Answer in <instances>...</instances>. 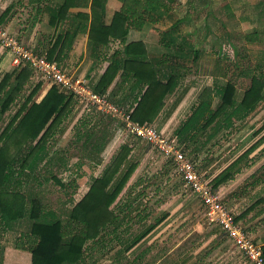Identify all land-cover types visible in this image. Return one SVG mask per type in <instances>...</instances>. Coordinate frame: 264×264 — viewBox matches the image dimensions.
I'll return each mask as SVG.
<instances>
[{"label": "trees", "instance_id": "trees-1", "mask_svg": "<svg viewBox=\"0 0 264 264\" xmlns=\"http://www.w3.org/2000/svg\"><path fill=\"white\" fill-rule=\"evenodd\" d=\"M79 1L81 0H66L55 9L53 23L67 19L71 8L76 7ZM87 1L83 0V3ZM107 1L91 0V11L81 14L83 28L87 23L90 24L89 40L94 44L95 50L108 46L112 40L117 39L124 45L122 51L113 55H103L99 51V57L102 56L105 61V68L94 91L105 94L112 89L113 92H118L130 77H134L135 90L139 89V93L136 105L130 108H133L131 116L141 124H154L166 111L168 97L176 95L183 80L188 77L191 69L186 70V61L198 62L203 50L192 43L191 33L183 36L179 33L178 26L186 19H178L169 30L160 33L161 44L168 52L161 61L165 70H158L152 62L147 61L148 52L142 39V31L147 23L155 25L165 20L180 4V0H120L123 6L115 14L111 24H107L105 18ZM212 1L199 0L200 4L196 5L197 1L193 0L188 5L198 10L210 6ZM10 10L9 7L0 16V23L8 17ZM192 17L189 14L187 19ZM263 34L262 29L243 33L240 40L262 43ZM46 37L42 34L39 36V43L45 44V49L41 51L36 48L35 51L45 53L49 60L60 63L65 59L66 50L71 48L75 35L67 31L60 32L49 40ZM261 69V72L249 70L244 73L250 77L251 82L241 99L238 98L237 81L232 79L225 84L215 82L213 86L205 87L198 103L174 132L180 144L190 146L193 143V152L198 154L204 145L221 132L231 133L236 121H244L255 112L264 100V67ZM33 76L34 71L30 66L16 67L3 76L0 75V115H5L13 106H18L0 132V232L8 233L17 229L19 222L28 221L30 229L19 231L16 238L14 251L17 256L22 257L28 253L30 264H84L86 255L100 240L117 230L135 211H144L143 204L147 208L150 203L148 200L151 199H145L148 195L140 189L146 188L142 177L129 186L139 166L137 161L130 159L132 148L129 143L122 145L101 172L92 177L87 193L68 210L65 219L52 208H46L40 191L31 195L28 193L34 169L46 157L47 143L53 136L62 133L64 124L69 121L76 107L73 95L61 92L55 85L41 102H37L36 97L44 81L33 84ZM29 89V93L25 94ZM216 96L220 98V102L214 107ZM90 113H84L76 122L73 140L83 142L87 156L96 158L99 164L101 159L98 156L106 143L98 146L96 140L99 135L95 130L97 120H92L94 116ZM105 116L102 118L108 121L109 118ZM101 123L103 125V121ZM113 124L112 122L111 126ZM204 136L206 139L202 143L200 141ZM263 140L264 137L255 142L218 174L212 181L213 187L218 188L233 180L242 169L240 164L244 157L249 156ZM94 152L98 153L97 156L93 155ZM194 162L198 168V164ZM54 179L62 187H66L57 176ZM141 215H135L139 216V222L143 225L127 248L128 252L149 238L166 221L169 213L150 223H146L150 216L148 213ZM241 219L242 216L237 217L238 221ZM0 264H11L5 262L4 251L0 256Z\"/></svg>", "mask_w": 264, "mask_h": 264}, {"label": "rangeland", "instance_id": "rangeland-1", "mask_svg": "<svg viewBox=\"0 0 264 264\" xmlns=\"http://www.w3.org/2000/svg\"><path fill=\"white\" fill-rule=\"evenodd\" d=\"M196 1V5H199V0ZM193 9L195 11L190 10L187 3L182 11L177 12L178 17L172 18L173 21L186 19L178 26L179 33L182 36L191 33L192 43L201 47L203 52L198 62L186 61V70L191 69L188 71V77L183 80L176 95L167 101V108L172 107L185 89L193 86L187 102L190 104L189 108H185L184 113L181 111L179 117L169 123L163 119L164 115H161L153 124L167 135L173 132L180 119L192 111L191 105L195 103L196 92L202 86L214 81L225 84L232 79L237 81L238 98L241 99L251 82L250 77L244 73L249 70L261 72V67H264V42L246 43L240 40L243 33L260 29L264 32V0H213L210 6L204 9ZM189 14L193 15L191 19H187ZM179 41L182 42L181 39ZM63 66L70 74L78 76L75 66ZM38 80H33V84ZM29 91L30 89L25 91V94ZM214 101V107H217L220 98L216 96ZM16 108L17 105L7 114L0 115V132ZM75 108L76 111L73 110L69 121L64 124L62 133L59 132L47 143L46 157L34 169L35 174L27 188L30 195L40 191L46 208H52L63 219L67 217V212L74 203L87 193L92 177L98 175L112 155L125 144L121 141L123 138L120 139L116 135L117 131H113L112 117L105 116L107 113L87 111L94 116L92 120H97L95 130L99 135L96 140L98 146L106 143L102 153H99V164L96 158H89L83 142L73 140L75 124L83 116L81 109ZM258 108L244 121H236L231 133L223 131L204 145L198 154L193 152V143L190 146L181 145L189 158L196 161L206 178L213 181L230 161L264 137V100ZM104 116L109 118V122L102 118ZM100 126L101 128H98ZM205 139V136L202 137L200 142L203 143ZM128 140L130 141L127 143L132 148L130 159L139 163L129 186L142 177L146 188L140 189L148 195V198H144H150L151 201L148 200L150 203L147 208L145 203L143 204L144 211H135L117 230L100 240L86 255L84 264H249L224 231L209 222L205 207L193 192L184 186L173 164L147 142L132 137ZM261 143L257 152H251L255 155L256 162H250L246 170L249 173H254L260 167L264 170V140ZM97 154L93 153L96 156ZM54 176L65 183L66 187H62ZM245 178L246 175H239L220 188L228 206L237 215L242 216L241 221L248 225L253 236L260 238L264 235V193L260 192L261 188H248V183H254L256 177ZM145 212L150 215L146 223L155 221L165 213H169V216L149 238L128 252L127 248L143 225L139 222V216L135 215L141 213V216H144ZM30 225L28 221H22L18 223L17 229L5 234L0 232V256L4 251L6 263L30 264L28 253L19 257L14 251L19 231L30 229Z\"/></svg>", "mask_w": 264, "mask_h": 264}, {"label": "crops", "instance_id": "crops-1", "mask_svg": "<svg viewBox=\"0 0 264 264\" xmlns=\"http://www.w3.org/2000/svg\"><path fill=\"white\" fill-rule=\"evenodd\" d=\"M189 1L193 0H180V4L175 8V10H173V12L166 16L165 20L155 25L147 23L142 31V39L145 42L148 52L147 61L152 62L158 70H165L161 63V59H164V54L168 52V50L161 44L160 33L161 31H167L171 28V26L176 22L173 21L172 18L178 17L177 12H179L180 10L182 11L183 7H185ZM65 2L66 0H0V16L9 7L11 8L8 17H6V19L1 22V24L9 28L13 33H15L19 37L21 42L33 47L34 51L36 48L42 51L46 47L45 44L39 43V41L41 40L39 36L41 34L47 36L48 38H46L49 40L50 37L53 38L60 32H71L73 35H75L74 41L72 43L71 48L69 50H66L65 59L60 63L63 65L75 66L77 75L86 78L90 82L91 87L94 89L101 80L105 68V61H103V59L101 58L102 56L99 57V55L101 53L113 55L117 51H122L124 49V45L119 39H117L112 40L110 44H108V46H105L101 49L96 48L95 50L94 44L91 43L89 40L90 24L87 23V26L85 25V27L83 28V17H81V14H83V12L91 11V0H88L86 3H83V0L79 1L76 7L71 8L69 17L67 19L62 20L61 22L57 21V23L54 24L52 18L55 9L62 6ZM122 6L123 3L120 0L107 1L105 14L107 24L112 23L115 14L121 10ZM190 10L194 9L190 8ZM116 44L121 45L119 46V48H117ZM99 51H101L100 54ZM38 54L47 56L45 53L38 52ZM14 69L15 67L12 65L10 56L0 50V73L4 71L2 73V76L5 73L10 72ZM33 79L38 80V77L34 75ZM38 82H40V80H38L37 83ZM215 82L217 81H214L213 83L204 86L201 85L202 88L196 92L194 101L195 103L191 105L192 110L198 103L199 96L203 89L208 86H213ZM135 85L136 79L134 77H130L120 91L113 92V90L110 89L105 94H107L114 103L123 105L125 109H130L132 106L136 105V96L139 93V89L135 90ZM50 88L51 86L49 84L44 83L40 93L36 97V101L41 102V100L46 96ZM192 88L193 86L191 88L187 87L185 91L181 94L179 100L174 103L172 107L166 108V111L163 113V119L165 118L169 123L172 119L179 117L181 111H183L184 113V109L189 108L190 104H188L187 102L189 100L190 93H192ZM171 97L172 96L168 97V100L171 99ZM17 109L18 106L14 110V113L17 111ZM169 109L171 111H167ZM258 109L259 108H257V110ZM87 111L90 110H83L81 111V114L88 113ZM186 117L179 120V122L175 126V129L169 135H172L174 138H176L174 132ZM113 122L115 131L114 133H116L117 123L114 119ZM261 145L262 143L255 149L256 152L258 151ZM252 153L249 156L244 157L240 164L242 169L235 175L234 179H236L239 175H246L245 179H248L249 177H256L257 180L254 183L253 181H250V183H248V188H261L260 192L264 193V170H262L260 167L258 168L259 170L257 169L256 171H254V173H249L248 171H246L249 168L248 166L250 165V162L253 163L252 160H255L256 162V159H254L255 155H253ZM241 155H243V153H241ZM241 155L230 161V163H228L224 167V169H226L229 165L236 161ZM231 181L232 180H230L228 183H230ZM251 210L252 208L249 209V211ZM253 218L254 216L251 217L250 220H252ZM259 240L264 241V235L263 237L261 236Z\"/></svg>", "mask_w": 264, "mask_h": 264}, {"label": "built area", "instance_id": "built-area-1", "mask_svg": "<svg viewBox=\"0 0 264 264\" xmlns=\"http://www.w3.org/2000/svg\"><path fill=\"white\" fill-rule=\"evenodd\" d=\"M120 45L116 44V47L119 48ZM0 50L10 56L15 68L30 66L40 81L51 87L55 85L61 92L73 95L76 107L81 111L96 110L107 113V116L116 121V135L123 138L121 141L124 143L129 142L128 138L132 137L155 147L171 161L184 186L200 200L209 222L224 231L249 264H264V241L254 237L246 223L237 220L239 215L225 202L221 188L213 187L212 181L197 168L176 138L153 124H141L133 120V108L125 109L123 105L114 103L107 94L94 91L86 78L70 74L61 63L36 53L33 47L21 42L15 33L1 23Z\"/></svg>", "mask_w": 264, "mask_h": 264}]
</instances>
